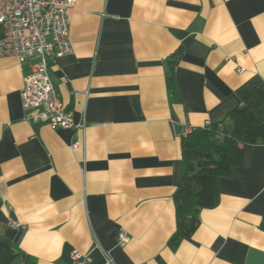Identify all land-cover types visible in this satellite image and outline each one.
Returning a JSON list of instances; mask_svg holds the SVG:
<instances>
[{
    "label": "crops",
    "instance_id": "0c3cea01",
    "mask_svg": "<svg viewBox=\"0 0 264 264\" xmlns=\"http://www.w3.org/2000/svg\"><path fill=\"white\" fill-rule=\"evenodd\" d=\"M69 38L72 52L47 67L84 125L77 151L74 128L22 108L32 62L0 57V201L19 223L3 233L21 264H75V252L84 264H109L106 255L112 264H264L261 143L241 146L239 165L218 179L217 204L169 245L185 127L219 128L238 87L264 81V0H76Z\"/></svg>",
    "mask_w": 264,
    "mask_h": 264
},
{
    "label": "trees",
    "instance_id": "16d2710c",
    "mask_svg": "<svg viewBox=\"0 0 264 264\" xmlns=\"http://www.w3.org/2000/svg\"><path fill=\"white\" fill-rule=\"evenodd\" d=\"M181 50L167 62L169 73L177 64ZM239 105L228 114V119L210 126L195 129L181 136L183 174L174 194L176 232L169 240L174 246L190 237L199 225V212L217 204V182L229 176L241 160L243 144H264V81L257 75L236 90ZM0 201V264H21L23 252L9 241L4 233L7 218ZM264 231V218L260 223ZM27 258H25V261Z\"/></svg>",
    "mask_w": 264,
    "mask_h": 264
},
{
    "label": "built area",
    "instance_id": "2783aa9c",
    "mask_svg": "<svg viewBox=\"0 0 264 264\" xmlns=\"http://www.w3.org/2000/svg\"><path fill=\"white\" fill-rule=\"evenodd\" d=\"M76 0H0V57L13 56L20 63L31 61V71L23 78L20 92L24 110L38 111L39 121L52 128H74L76 139L71 148L80 147L79 132L83 123L76 124L73 114L61 103L60 95L48 74V59L72 52L69 38V12ZM242 68H238L240 72ZM185 127L183 135L191 133ZM8 224L18 227L16 220ZM119 244H125L128 237L123 230L117 233ZM90 259L79 253L73 254L75 264H84ZM106 261H112L106 255Z\"/></svg>",
    "mask_w": 264,
    "mask_h": 264
}]
</instances>
